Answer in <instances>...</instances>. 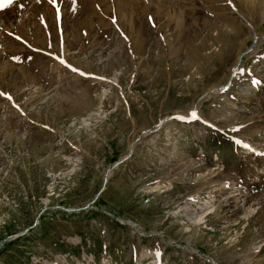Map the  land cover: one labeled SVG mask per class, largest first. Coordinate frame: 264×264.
<instances>
[{
  "label": "rangeland",
  "instance_id": "1",
  "mask_svg": "<svg viewBox=\"0 0 264 264\" xmlns=\"http://www.w3.org/2000/svg\"><path fill=\"white\" fill-rule=\"evenodd\" d=\"M0 264H264V0H0Z\"/></svg>",
  "mask_w": 264,
  "mask_h": 264
},
{
  "label": "bare ground",
  "instance_id": "2",
  "mask_svg": "<svg viewBox=\"0 0 264 264\" xmlns=\"http://www.w3.org/2000/svg\"><path fill=\"white\" fill-rule=\"evenodd\" d=\"M199 219H201V220H202V219H203V217L201 216Z\"/></svg>",
  "mask_w": 264,
  "mask_h": 264
}]
</instances>
